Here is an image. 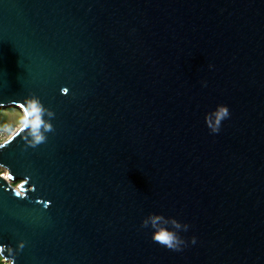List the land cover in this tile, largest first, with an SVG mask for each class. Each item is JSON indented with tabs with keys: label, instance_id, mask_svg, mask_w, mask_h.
Segmentation results:
<instances>
[{
	"label": "water",
	"instance_id": "obj_1",
	"mask_svg": "<svg viewBox=\"0 0 264 264\" xmlns=\"http://www.w3.org/2000/svg\"><path fill=\"white\" fill-rule=\"evenodd\" d=\"M8 107L4 264H264V0H0Z\"/></svg>",
	"mask_w": 264,
	"mask_h": 264
},
{
	"label": "clouds",
	"instance_id": "obj_2",
	"mask_svg": "<svg viewBox=\"0 0 264 264\" xmlns=\"http://www.w3.org/2000/svg\"><path fill=\"white\" fill-rule=\"evenodd\" d=\"M211 68L212 65H209ZM30 114H32V118L29 121L30 131L33 136L35 142H41L44 137L40 131L41 126L45 130H51L50 125L42 124V120L40 118V108L36 101H30L29 103ZM229 116V112L226 106H217L216 109L210 110L206 113V126L209 128L210 132L218 133L220 130V126L223 120H225ZM162 219V217L157 214L150 213L145 216L142 220V226L145 228H150L152 238L157 243L161 245L173 249L180 250L181 246L185 244V240L180 235L182 231H187L188 225L186 223H180L176 220H172V228L171 229H161L157 228V224ZM166 223L168 221H165ZM191 242L195 244V237L191 238ZM20 247H23V244H20Z\"/></svg>",
	"mask_w": 264,
	"mask_h": 264
},
{
	"label": "rangeland",
	"instance_id": "obj_3",
	"mask_svg": "<svg viewBox=\"0 0 264 264\" xmlns=\"http://www.w3.org/2000/svg\"><path fill=\"white\" fill-rule=\"evenodd\" d=\"M22 121L23 113L20 109L16 107L0 108V123L8 136L20 126ZM3 172L4 170L0 168V174Z\"/></svg>",
	"mask_w": 264,
	"mask_h": 264
},
{
	"label": "built area",
	"instance_id": "obj_4",
	"mask_svg": "<svg viewBox=\"0 0 264 264\" xmlns=\"http://www.w3.org/2000/svg\"><path fill=\"white\" fill-rule=\"evenodd\" d=\"M8 138V135L6 134L5 130L0 127V143L4 142Z\"/></svg>",
	"mask_w": 264,
	"mask_h": 264
},
{
	"label": "trees",
	"instance_id": "obj_5",
	"mask_svg": "<svg viewBox=\"0 0 264 264\" xmlns=\"http://www.w3.org/2000/svg\"><path fill=\"white\" fill-rule=\"evenodd\" d=\"M0 127H2L1 123H0ZM0 264H3V262H2V260H1V258H0Z\"/></svg>",
	"mask_w": 264,
	"mask_h": 264
},
{
	"label": "bare ground",
	"instance_id": "obj_6",
	"mask_svg": "<svg viewBox=\"0 0 264 264\" xmlns=\"http://www.w3.org/2000/svg\"><path fill=\"white\" fill-rule=\"evenodd\" d=\"M3 175H5V173H3Z\"/></svg>",
	"mask_w": 264,
	"mask_h": 264
}]
</instances>
